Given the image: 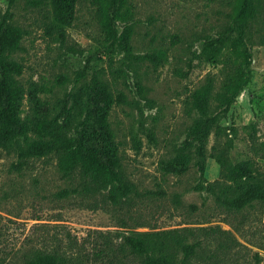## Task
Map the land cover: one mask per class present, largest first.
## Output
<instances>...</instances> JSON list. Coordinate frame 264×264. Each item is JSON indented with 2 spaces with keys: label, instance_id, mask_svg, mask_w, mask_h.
I'll return each instance as SVG.
<instances>
[{
  "label": "rangeland",
  "instance_id": "rangeland-1",
  "mask_svg": "<svg viewBox=\"0 0 264 264\" xmlns=\"http://www.w3.org/2000/svg\"><path fill=\"white\" fill-rule=\"evenodd\" d=\"M66 1L59 12L50 0H0V14L9 11L23 30L21 49L12 56L24 68L22 118L67 117L74 128L93 108L91 89L105 91L110 101L100 108L115 134L122 171L141 196L120 205L100 194L60 197L76 183L63 178L56 159L33 161L18 173L11 167L16 157L4 153L0 264H22L31 250L69 240L87 253L83 264H111L91 257L95 246L121 243L126 231L168 230H180L189 242H213L196 264H254L257 252L264 264V214L226 210L215 186L199 189L220 180L221 167L211 156L219 127L231 128L221 141H233L232 161L251 163L264 178V0H256L248 29L252 80L227 113L211 98L196 109L193 96L209 82L213 96L221 91L223 75L208 44L228 29L237 0H125L130 14L123 8L126 15L114 26L120 33L132 27V55L111 45L97 4ZM164 162L185 171L168 173ZM224 239L232 248H218ZM117 264H142V258L129 255Z\"/></svg>",
  "mask_w": 264,
  "mask_h": 264
},
{
  "label": "trees",
  "instance_id": "trees-1",
  "mask_svg": "<svg viewBox=\"0 0 264 264\" xmlns=\"http://www.w3.org/2000/svg\"><path fill=\"white\" fill-rule=\"evenodd\" d=\"M50 1L59 12L69 6L66 0ZM78 1L72 0V4ZM92 1L100 8L102 27L111 45L132 55V27L127 25L120 33L114 26L118 18L125 17V12L130 14L126 1ZM118 1L121 6L115 9ZM257 11L256 0H237L228 29L209 41L213 63L220 65L223 75L221 91L213 96V84L209 82L194 94V108L202 109L211 98L217 105L216 110L227 113L250 84L253 55L247 38L249 23ZM10 19L9 11L0 14V157L4 153L15 156L17 160L11 167L18 173L24 172L33 161L56 159L63 178L76 183L73 190L59 192L60 197H68L72 192L89 196L100 194L104 195L106 202L114 205L131 200L133 196L140 197L136 184L122 171L121 158L114 142L115 134L107 115L100 108L103 100L110 101L105 91L99 93L98 89H91L93 108L74 128L67 117L63 122L32 116L22 118L25 90L19 77L24 68L12 56L21 49L23 30ZM147 58L156 62L159 59L155 55H148ZM75 105L81 109L83 104L75 100ZM82 114L80 112L79 115ZM228 129L231 128L219 127L218 144L211 155L221 167L220 180L214 184H203L199 189L204 191L215 186L217 200L226 210L238 212L257 208L260 214H264V178L251 163L232 161L230 153L234 147L233 141H221L228 134ZM232 131L235 132V129L232 128ZM163 168L168 173L185 171L184 168L179 169L176 162H164ZM121 237V243L105 241L99 248L95 246L91 257L107 259L111 264H117L129 255L142 258V264H196L195 260L199 261L207 255L205 248L213 244L204 240L189 242L186 240L188 237L180 234V230L126 231ZM218 248L224 250L232 246L228 239H224L218 242ZM176 251L182 256H177ZM86 258L83 247L77 241L69 240L68 244L50 249L31 250L22 264H83ZM254 260V264H261L262 255L255 253Z\"/></svg>",
  "mask_w": 264,
  "mask_h": 264
}]
</instances>
